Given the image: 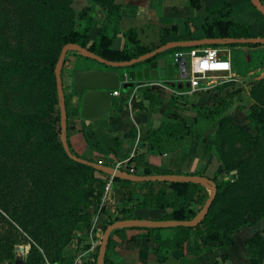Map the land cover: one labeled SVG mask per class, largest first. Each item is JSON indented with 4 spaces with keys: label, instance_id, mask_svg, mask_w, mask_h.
Instances as JSON below:
<instances>
[{
    "label": "trees",
    "instance_id": "16d2710c",
    "mask_svg": "<svg viewBox=\"0 0 264 264\" xmlns=\"http://www.w3.org/2000/svg\"><path fill=\"white\" fill-rule=\"evenodd\" d=\"M31 1L32 4L34 2L40 8V15L56 11V18L42 22L38 30L35 31L36 36L40 39H35L34 46L35 51L37 46L42 44V38H49V43L55 48V57L39 55L36 52L37 55H35L33 50L26 53L27 45L24 43V36H22L24 32H20L21 36L12 42L6 39L0 28V54L10 58L8 61L0 62V81L19 72L31 76L30 85L38 84L43 79L51 77L53 79V94L51 103L47 107L39 108L36 112L24 113L0 105V264H3L4 261L10 263L13 260L14 247L19 243L30 246L24 264H45L46 260L52 263L73 264L74 258L63 254V248L73 239V231L78 223H89L91 214L98 211L96 209L85 210L86 197L90 194L83 186L87 184L88 188L92 181L97 180L94 175L96 172L105 173L71 159L63 149L60 140L62 131L65 133L70 151L80 156L72 149L70 135L74 126L69 124L70 118L78 114V106H74L71 103V97L66 94L64 97L67 125L65 128L60 126V106L54 75V67L60 50L66 43H75L86 47L104 59L122 61L145 54L157 46L146 48L140 45L136 39V33L133 30H128L126 35L131 47L125 45L119 50L110 47L111 41L119 29L121 17L119 7L107 9V15L102 20L95 39L87 44L85 39L89 37V31L93 25L91 15L85 16L88 7L83 9L79 15L87 23L84 31L81 32L74 28L69 13L72 10L68 6L67 10L62 13L65 16L62 18L60 10L64 6L53 4L50 0ZM188 2L192 8H199L200 0H188ZM251 4L257 11L259 8L264 9V5L259 0H256L255 3L251 1ZM207 12L213 18L209 24L203 26V37L226 39L228 37L247 38L253 36L248 24L236 23L229 19L231 5L228 1L219 0L213 3L207 8ZM43 30H45V35ZM172 31L174 34V28H161L160 39H165ZM33 39L34 37L30 41ZM188 39L192 38L184 37V40ZM260 45L264 44L225 42L201 46L257 47ZM188 48L190 47H174V51ZM257 58L264 62V54L257 55ZM253 66L259 67L260 65L253 63ZM259 82L260 86L264 87V77ZM143 95L149 100L151 106L161 103V100L152 96L148 90L144 91ZM139 105L142 106L141 103ZM190 109L194 113L192 122L189 123L182 119L173 121L171 128L166 129L164 137L159 136L160 126L157 129H149L145 135L149 148H156L159 153L175 150L183 137L191 133L192 126L198 123L206 128L210 123L217 122L215 135L219 139L224 135L225 129L230 132L242 131L246 139L251 138L245 126L221 115L222 108L219 105L190 103ZM247 118L249 122L264 125V104L252 105ZM92 136L95 141V150L103 153L105 155L103 158L106 159L109 152L103 147L96 133L92 132ZM114 141L118 148L117 139ZM224 144L225 142L222 140L220 144L222 149H224ZM87 159L96 162L104 161ZM121 169L126 170L123 167ZM230 170L237 171V174L233 175V181L226 180L224 175L221 176L220 181L217 179L224 171L229 172ZM160 173L190 174L161 169H156L153 173V170L148 166L143 170L144 176ZM258 174L260 176L254 177L252 171L246 169L242 162L232 166H217L213 176H207L215 182L217 191L206 215L195 226L172 227L176 231L172 239V247L182 248L184 230H191L193 241H188L186 244L188 253L198 254L201 247H205L207 243L211 242L225 248L233 243L232 234L237 228L264 217L263 162L259 167ZM113 180L124 182L127 185L140 186V188H146V191L141 193L140 198L133 196L136 193L135 189L125 191L126 200L131 203H125L120 207L117 214L109 218L103 230L116 220L129 218L128 212L133 206L139 205L168 209L159 219L189 220L208 197L205 195L200 199L192 192L198 184L184 181L134 182L127 178L121 179L118 176H113ZM223 195L225 198L229 196L227 206L216 207V203ZM101 210L103 211L104 208L101 207ZM110 243L111 236L109 235L105 264H112L108 258ZM245 243L249 249L251 262L261 264V258L264 256V229L261 234L255 232L245 240ZM98 246L94 264H96ZM157 260L161 261L163 257L157 256Z\"/></svg>",
    "mask_w": 264,
    "mask_h": 264
},
{
    "label": "crops",
    "instance_id": "0c3cea01",
    "mask_svg": "<svg viewBox=\"0 0 264 264\" xmlns=\"http://www.w3.org/2000/svg\"><path fill=\"white\" fill-rule=\"evenodd\" d=\"M218 1L200 0L199 8H192L188 0H130L129 5L123 4L120 8L119 29L113 37L110 47L118 50L125 45L131 47L126 35L128 30H133L139 44L146 48H152L171 40H184V37L202 38L204 36L203 26L209 24L213 18L207 12V8ZM226 1L231 5L229 19L236 23L248 24L253 36H263L264 17L253 7L251 0ZM259 2L264 5V0H259ZM96 16L101 18V12H97ZM101 22L92 25L89 37L85 39L86 43L87 41L91 43L95 39ZM161 28H174L175 33L173 34L172 31L165 39L161 40L159 37ZM121 72H124V69H120ZM158 82L164 83L163 81ZM162 84L152 86L149 81H146L143 85L128 89L125 93L119 90L118 95L112 99L108 116L105 119L92 120L89 125L90 129L96 133L103 147L109 152L106 155V160L110 164H119L124 169L139 175H143L144 167L148 166L153 170V173L156 169H161L191 174L199 172L210 176L218 165V161L211 151L210 136L216 128L214 122L204 129L205 142L200 143L187 134L173 151L159 153L156 148H149L145 136L149 129H157L160 126L159 136L164 137L166 129H170L172 122L178 119L180 107H185V118L188 119V116L193 117V111L187 107L188 100L190 103H196L192 98L193 94H187L184 101L182 96H177L188 93L186 83H175L174 86ZM146 90L150 91L156 99L161 100V103L151 106L149 100L143 95ZM76 100L78 97L72 94L71 103L74 106H76ZM183 102H186V105H181ZM69 124L74 126L71 129L70 140L72 149L77 154L85 158H92L93 155H97V158L105 156L92 149L86 141L83 135L84 123L79 117V107L78 114L70 118ZM115 139L119 143L118 148L115 145ZM107 184L108 188L100 198L104 210L100 211V206L94 214L90 231H81L84 225L82 222L76 227L75 235L70 242V251L74 255L73 264H94L95 252L101 240L104 225L109 218L117 214L120 207L125 203H131L126 200L125 191L135 189L136 193L133 196L139 198L142 196L141 193L146 191V188L132 184L127 185L124 182L113 180V178L110 179V177L106 181ZM167 210L151 206H133L128 212V219H159ZM148 229L151 228L132 229L123 226L112 228L108 250V258L111 263L254 264L250 260L245 240L255 232L262 233L264 217L237 228L232 234L233 243L227 247L223 248L217 243L211 242L207 243L205 247H201L198 254H190L186 249L187 242L193 241L191 230H184L183 247L177 249L172 247V239L176 233L172 227ZM157 256L163 257V260L158 261ZM261 264H264V256L261 258Z\"/></svg>",
    "mask_w": 264,
    "mask_h": 264
},
{
    "label": "rangeland",
    "instance_id": "374dc122",
    "mask_svg": "<svg viewBox=\"0 0 264 264\" xmlns=\"http://www.w3.org/2000/svg\"><path fill=\"white\" fill-rule=\"evenodd\" d=\"M50 1L53 4L64 6L60 10L61 14L67 10L68 6L72 10L69 13L73 21L74 28L83 32L87 24L86 21L79 16L83 9L88 7L85 16L87 17L88 15H91L93 22L92 24H100V22L107 15L108 8L119 7L120 9V6H122L126 0ZM40 12V8L34 4V2L32 4L31 0H0V28L4 32L6 39L12 42H15L16 38L21 36L20 32H24L22 36H24V43L27 45L26 53H30L33 50L35 55L39 54L55 57V48L49 43V38L47 37H41L43 40L42 44L37 46L36 50L34 51L35 39H40L36 36L35 31L38 30L42 22H47L50 19L56 18V11L43 15H40ZM97 12H101V18L96 16ZM61 17L64 18L65 16L62 14ZM43 34L45 35V30H43ZM32 37H34V39L30 41ZM90 37L92 38V36ZM87 44H89L88 41ZM31 45L32 47H30ZM263 46L264 45L257 47H216L219 49L220 55L222 57L228 58L230 60L232 73L227 74L220 72L211 75L210 77L201 80L200 86L202 89L192 93H182L177 95L182 96L181 98L184 101L187 94H193L194 97L192 96V98H194V101L198 104L209 106L219 105L222 108L221 115L223 117L229 118L237 124L246 127L245 129L248 131L251 138L246 139V136L242 131L230 132L225 129L224 135H222V137L219 139V137H216L215 135L217 122H214L216 123V128L214 129V133L210 136V140H212L211 151L219 163L217 166H232L242 162L246 169L252 171L254 177L260 176V174H258L259 167L261 166L262 162L264 165V125H258L254 122H249L247 117L250 114V108L252 105L264 104V87L260 86L261 83L259 82L264 77V62L257 58V55L264 54ZM173 52L174 47H170L167 48L163 54L168 55L173 54ZM9 59V57L0 54V62L8 61ZM253 63H257L260 66L254 67ZM78 67L95 68L104 66L96 60L87 58L84 54L79 53V51L76 49L72 47L69 48L60 70L63 91L64 94L69 97H72V74L73 71ZM31 81V76L24 72L16 73L10 78L0 81V105H4L24 113L36 112L39 108L47 107L52 101L53 79L51 77L45 78L38 84L30 85ZM183 84H185V82H183ZM75 104L78 106L79 101L76 100ZM181 105H186V102L181 103ZM187 107L190 108L189 100ZM180 109L181 110L178 112L177 118L187 120L189 123L192 122L193 118H190L189 116L188 119L185 118V107L182 106ZM204 129L205 128L200 126L199 123L194 124L189 135L200 143L205 142L206 138L203 135ZM222 140L225 142L224 149H222L220 146ZM96 156L97 155H93L92 158L101 159V161L104 160L102 162L106 164L109 163V165L113 166V164H110V162H108L103 157L98 156L97 158ZM231 171L232 170L229 172L224 171L220 176H218L217 179L220 181L221 176L224 175L226 180L233 181L234 174H231ZM94 175L97 180L92 181L88 188L87 184L83 186L90 194L86 197L87 201L84 204L85 210L88 211L95 209L96 211L99 210V207L101 206L100 198L105 192L106 181L110 176V174H100L98 172H96ZM194 175L202 176L205 174L198 172ZM212 176L213 174H210L209 177ZM192 192L201 199L205 195L209 194L210 185L207 183L198 184V186L195 187ZM228 202L229 196L225 198L223 195V197L218 201V203H216L215 206H227ZM93 216L94 214H91L89 223L82 222L84 225L81 231H90ZM75 232L76 229H74L72 236L75 235ZM17 245H22L25 251L21 253L14 250L13 260L10 263L4 261L3 264H15V257L21 254L24 257L25 262L30 246L29 244L25 243H19ZM70 248V243H68L63 248V254L74 258ZM45 264L62 263H52L46 260ZM63 264H67V262Z\"/></svg>",
    "mask_w": 264,
    "mask_h": 264
},
{
    "label": "water",
    "instance_id": "95a60500",
    "mask_svg": "<svg viewBox=\"0 0 264 264\" xmlns=\"http://www.w3.org/2000/svg\"><path fill=\"white\" fill-rule=\"evenodd\" d=\"M253 3L256 0H251ZM124 4L129 5L130 0H126ZM259 12L264 17V9L259 8ZM225 42H234L240 44L246 43H261L264 44V36H250V37H228L222 39L217 38H192L188 40H171L163 43L151 51L142 54L140 56L131 58L129 60L112 61L102 58L96 53L88 50L86 47H82L75 43H66L62 46L58 59L54 67V75L56 82L57 98L60 106V126L65 128L67 125L66 105L63 86L61 82L60 70L69 48H74L80 53L84 54L87 58L96 60L103 64L104 67H87L77 68L72 74V94L78 97L79 117L83 120V135L86 141L92 149H95V141L92 136V130L90 129V123L92 120L105 119L108 116L109 110L112 105L113 90L119 89L122 93L127 92L128 89L143 85L149 80H164L172 79L177 72L179 64L173 62L163 53L170 47H196L204 44L215 45ZM120 69H125L120 73ZM184 76V73H182ZM171 86L175 83L173 80L168 81ZM188 86V84H185ZM181 86V85H179ZM60 140L66 154L73 160L88 165L93 169L118 176L120 178H127L134 182L143 181H184L187 183L202 184L207 183L210 185V192L208 197L202 204L197 213L189 220H175V219H119L115 222L108 224L102 233L101 240L98 246V252L96 256V264H105V252L109 239L111 229L116 226L123 227H139V228H170L176 226H195L206 215L217 191L215 182L209 177L202 175L196 176L192 174H178V173H160L152 174L148 176L139 175L128 172L121 168H116L109 164L102 162H96L77 156L69 149L64 131L60 133ZM231 174H237L236 170H232ZM14 250L23 253L25 251L22 245H15ZM15 264H23V255L15 257Z\"/></svg>",
    "mask_w": 264,
    "mask_h": 264
},
{
    "label": "built area",
    "instance_id": "2783aa9c",
    "mask_svg": "<svg viewBox=\"0 0 264 264\" xmlns=\"http://www.w3.org/2000/svg\"><path fill=\"white\" fill-rule=\"evenodd\" d=\"M170 60L179 64L177 72L172 79L162 80H149L150 85L162 84L158 81H163L162 85H169V80H173L174 83L188 84L187 92H196L201 88L200 82L211 75L217 73H232L231 63L228 58H224L220 55L219 49L213 46H196L188 49L176 50L173 54L167 55ZM184 73V76H182ZM177 76V77H176ZM119 89L113 90V96H117ZM116 168H121L119 164L113 165ZM131 172V171H128ZM133 173V172H131ZM110 179L113 175L109 176ZM108 184L105 186L107 190Z\"/></svg>",
    "mask_w": 264,
    "mask_h": 264
}]
</instances>
